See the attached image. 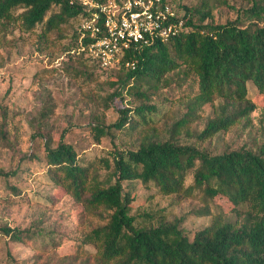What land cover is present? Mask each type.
<instances>
[{"label":"trees","instance_id":"16d2710c","mask_svg":"<svg viewBox=\"0 0 264 264\" xmlns=\"http://www.w3.org/2000/svg\"><path fill=\"white\" fill-rule=\"evenodd\" d=\"M167 1L184 9L187 31L131 48L111 68L77 50L78 55L69 54L68 59L78 67L64 69L69 75L74 70L87 85L102 84L96 71L109 74L106 80H113L114 88L97 99L105 109L117 98L122 105L114 122L96 118L90 123L89 134L99 144L106 136L131 134L133 146L115 145L110 156L85 161L87 156L66 141L63 132L54 145L49 123L54 103L47 97L32 121V139L41 142L42 150L24 155L9 170L0 169L11 192L21 195L19 182L29 178L33 169L28 163L36 161L54 186L53 197L69 195L89 217L73 251L53 264H92L95 259L102 264H264V124L253 146L214 152L205 144L237 124L249 126L258 106L255 95L264 96V0L232 6L235 15L224 22L214 20L207 1L192 6ZM219 2L229 5V0ZM85 15L84 8L70 0H0V47L8 42L7 31L15 22L25 32L39 26L46 38L77 20L72 37L78 49ZM175 102L182 106L179 113L171 108ZM0 118V144L14 148L9 110L2 104ZM138 182L179 200H200L202 205L190 214L211 216L210 222L188 234L182 226L185 216L168 219L170 213L163 208L133 213ZM219 197L231 205L229 211L216 201ZM52 232L0 224V237L40 246L41 254L33 261H19L8 249L12 264H52L64 243L62 234L49 236Z\"/></svg>","mask_w":264,"mask_h":264},{"label":"rangeland","instance_id":"374dc122","mask_svg":"<svg viewBox=\"0 0 264 264\" xmlns=\"http://www.w3.org/2000/svg\"><path fill=\"white\" fill-rule=\"evenodd\" d=\"M203 0H174L175 4L188 6L200 4ZM213 6V15L216 22L232 19L235 11L232 8L247 6L249 0H229L228 4H221L219 0H204ZM56 9V8H55ZM22 9L17 10L16 14ZM184 9H182L183 13ZM77 20L61 26L48 37L40 36L38 26L33 32H25L19 22L13 23L6 34L7 43L0 47V104L6 106L11 118V138L14 148L0 144V169L9 170L17 165L24 155L32 151H41L40 141L32 139L33 119L38 114L45 99L51 97L54 103V113L49 123L58 142L63 132L66 141L74 144L85 161L95 156H110V151L117 145L120 148L132 147L135 141L131 134L117 133L116 137L106 136L101 143H93L89 134V125L96 118L106 124L114 122L118 117L117 106L122 102L117 98L109 109L103 108L97 99L98 95L105 94L114 88L106 78L109 74L96 71L99 77L97 84H84L83 78L75 76L74 70L68 74L64 69L67 65L78 67L79 63L69 60L68 55L77 56L76 38L72 33L77 31ZM62 34H65L63 37ZM257 108L250 114L249 126L237 124L227 130L217 133L211 141H207L212 151L221 152L225 148H236L243 144L253 146L262 137L264 124V96L255 95ZM181 111L182 106L175 102L171 107ZM1 120V118H0ZM202 127L203 124L199 123ZM32 167V174L27 180L19 182L23 191L15 195L8 188L6 182L0 178V224L8 223L10 226L36 227L51 231L53 237L62 234L64 243L58 247L52 264L65 259L64 255L73 251V243L77 241L82 230L87 229L89 217L85 216L83 207L72 197L65 195L60 200L53 197L54 186L44 169L36 161L28 163ZM191 179L188 178L187 182ZM15 183L14 179H11ZM134 194L138 196L134 202L132 212L143 208H163L170 214L168 219L185 216L182 224L188 234L207 225L211 216H196L190 211L202 205L196 198L177 199L174 195H163L150 186L141 183L134 185ZM222 207L229 211L231 205L225 198L216 199ZM44 235L45 239L49 238ZM37 243H15L8 241L5 236L0 237V264H12L8 249L19 261L36 260L41 254ZM45 254V258L51 254ZM92 264H102L94 260Z\"/></svg>","mask_w":264,"mask_h":264},{"label":"built area","instance_id":"2783aa9c","mask_svg":"<svg viewBox=\"0 0 264 264\" xmlns=\"http://www.w3.org/2000/svg\"><path fill=\"white\" fill-rule=\"evenodd\" d=\"M85 11L78 51L101 67L119 64L126 51L164 42L187 31L183 13L167 0H70ZM127 65L133 63L126 62Z\"/></svg>","mask_w":264,"mask_h":264}]
</instances>
